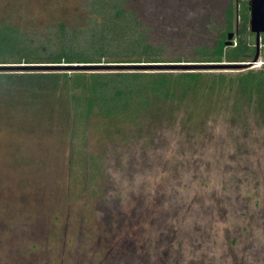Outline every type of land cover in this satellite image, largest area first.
<instances>
[{
	"label": "rangeland",
	"instance_id": "rangeland-1",
	"mask_svg": "<svg viewBox=\"0 0 264 264\" xmlns=\"http://www.w3.org/2000/svg\"><path fill=\"white\" fill-rule=\"evenodd\" d=\"M167 1L0 0V24L20 27L38 50L104 45L106 60L150 45L189 60L161 63H208L192 60L232 32L227 47L241 45L244 61L219 63L247 67L194 71L264 69L248 0ZM66 95L0 90V264H264V88L165 100L134 118L96 106L77 117L83 93L74 108Z\"/></svg>",
	"mask_w": 264,
	"mask_h": 264
},
{
	"label": "trees",
	"instance_id": "trees-1",
	"mask_svg": "<svg viewBox=\"0 0 264 264\" xmlns=\"http://www.w3.org/2000/svg\"><path fill=\"white\" fill-rule=\"evenodd\" d=\"M167 2L170 3V0ZM177 4L186 7V4H181V1H178ZM114 5L117 6L114 15H122L121 10L123 8L121 5L120 7L118 4ZM230 16L229 13V18ZM229 21L230 19L227 22V30L231 29ZM227 33L224 31L211 46L201 48L200 55L194 57L196 59L192 61L219 63L223 58L232 62L244 61L242 54L246 51L241 45L236 44L230 47L225 45ZM90 47L70 45L54 49L45 47L38 50L31 43H28L20 27L11 23L0 24V63H161L189 61L180 58L166 60L150 45L141 46V53H135L132 57H130L131 54L128 55L127 53L124 55L110 53L116 57L104 60L103 56L106 51L104 45H99L97 48L91 47L92 49ZM234 85H237L238 90L251 97L252 93L256 94L264 88V69L249 70L231 77H227L224 73L201 71H180L177 73L136 71L106 73L0 72V90L5 88L11 92L24 91L33 98H44L58 92L61 95L66 92L67 101L70 102L72 108L82 101L76 95L80 89L83 93L85 109L83 114L74 113L77 117H84V119L96 107H98L96 109L100 114L104 113L109 118H115L120 113L126 117L130 115L131 118H134L137 111H147L151 107L154 108L153 113H160L161 104L165 100L183 104L194 95H215L225 89H232ZM153 99L155 105L152 103Z\"/></svg>",
	"mask_w": 264,
	"mask_h": 264
},
{
	"label": "water",
	"instance_id": "water-1",
	"mask_svg": "<svg viewBox=\"0 0 264 264\" xmlns=\"http://www.w3.org/2000/svg\"><path fill=\"white\" fill-rule=\"evenodd\" d=\"M248 29L255 35L256 45L260 33H264V0H248ZM232 32H228L225 45H231ZM257 55H255L256 59ZM248 63H48V64H0V70L15 71V70H147V69H181L198 70L218 68V66H231L235 68H245ZM167 66V67H166ZM217 66V67H216ZM241 66V67H239Z\"/></svg>",
	"mask_w": 264,
	"mask_h": 264
}]
</instances>
